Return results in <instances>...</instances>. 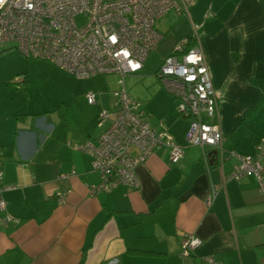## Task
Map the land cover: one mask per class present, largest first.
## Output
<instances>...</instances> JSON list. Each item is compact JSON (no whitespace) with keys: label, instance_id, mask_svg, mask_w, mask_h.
Listing matches in <instances>:
<instances>
[{"label":"crops","instance_id":"obj_1","mask_svg":"<svg viewBox=\"0 0 264 264\" xmlns=\"http://www.w3.org/2000/svg\"><path fill=\"white\" fill-rule=\"evenodd\" d=\"M181 17L177 30L156 29L162 37L153 53L161 62L187 37L200 46L226 158L219 163L214 149L187 145L188 121L176 114L174 97L160 92L166 104H145V120H162L183 158L171 164L168 150L156 149L135 170L137 188L90 196L88 186L98 181L91 157L69 144L96 141L104 103H95L90 124L72 110V90L33 99L36 84L26 72L22 84L2 80L0 187H15L0 190L13 218L0 222V264H198L208 255L224 264H264V195L253 175L224 179L236 164L228 154L254 156L264 139V0H195L174 18ZM109 104L112 112V96ZM186 234L201 244L181 258Z\"/></svg>","mask_w":264,"mask_h":264},{"label":"built area","instance_id":"obj_2","mask_svg":"<svg viewBox=\"0 0 264 264\" xmlns=\"http://www.w3.org/2000/svg\"><path fill=\"white\" fill-rule=\"evenodd\" d=\"M195 0H2L0 2V47L13 44L27 59L42 60L76 79L116 74L119 89L112 92V112L101 111L98 126L103 131L93 143L69 144L91 157L98 181L88 186L90 196L124 186L137 188L135 170L159 148L167 149L171 164L183 158V149L158 120L151 126L140 103L124 88L127 76L138 74L156 50L161 34L156 22L173 10L177 16L188 13ZM195 27V26H194ZM156 77L175 99L178 117L188 121L185 134L189 146L212 148L219 163L226 158L216 117V96L202 50L194 40L184 38L165 56ZM24 76L15 83L22 84ZM89 105L93 93L85 95ZM236 160L225 180L239 181L253 175L264 195V139L255 146L254 156L229 153ZM205 156V153H204ZM73 175V174H72ZM68 175H61L59 178ZM2 168L0 161V181ZM15 186L0 187L10 190ZM62 203L64 194L57 193ZM1 223L13 218L0 199ZM201 240L186 234L180 241L181 258L193 254ZM198 264H224L214 256H202Z\"/></svg>","mask_w":264,"mask_h":264},{"label":"rangeland","instance_id":"obj_3","mask_svg":"<svg viewBox=\"0 0 264 264\" xmlns=\"http://www.w3.org/2000/svg\"><path fill=\"white\" fill-rule=\"evenodd\" d=\"M175 16L176 13L171 10L168 15L156 22L155 28L166 30L171 25L173 29L175 28L174 30H177L178 24L176 23L180 22L183 17L177 20L174 18ZM2 47L10 48L0 53V83L2 80H9V82L13 83L18 76L26 72L30 76V81L36 84V89L32 93L33 99H39L40 96L65 98V91L72 90L75 97L72 103V110L75 108L83 112L84 115H87L90 124L92 123L93 116L99 110H97V105L87 104L84 97L85 94L93 93L94 99L98 104L100 102L104 103L101 110L106 112L111 111L109 100L112 92L120 88L118 85L120 77L118 75L104 74L80 80L66 75L46 61L28 60L11 43L1 46L0 52L2 51ZM45 64L51 66V68L46 67ZM159 65L160 58L157 54L153 53L148 57L141 72L134 76H127L124 79L125 90L134 100L140 103V108L149 103L157 106V108L163 107L166 104V100L160 92L171 98L154 74Z\"/></svg>","mask_w":264,"mask_h":264},{"label":"trees","instance_id":"obj_4","mask_svg":"<svg viewBox=\"0 0 264 264\" xmlns=\"http://www.w3.org/2000/svg\"><path fill=\"white\" fill-rule=\"evenodd\" d=\"M187 39H191V38L187 37ZM6 50H7V49H6ZM6 50H2L0 53L4 52V51H6ZM144 113H146V112L144 111Z\"/></svg>","mask_w":264,"mask_h":264},{"label":"snow or ice","instance_id":"obj_5","mask_svg":"<svg viewBox=\"0 0 264 264\" xmlns=\"http://www.w3.org/2000/svg\"><path fill=\"white\" fill-rule=\"evenodd\" d=\"M0 2H2V0H0Z\"/></svg>","mask_w":264,"mask_h":264}]
</instances>
